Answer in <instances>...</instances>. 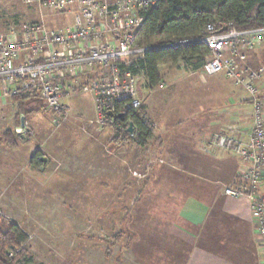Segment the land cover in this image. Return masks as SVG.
Masks as SVG:
<instances>
[{
	"label": "built area",
	"instance_id": "1",
	"mask_svg": "<svg viewBox=\"0 0 264 264\" xmlns=\"http://www.w3.org/2000/svg\"><path fill=\"white\" fill-rule=\"evenodd\" d=\"M31 1L50 13L73 10L77 17L75 24L64 29L24 23L0 32V110L5 107L16 110L15 99L25 97L28 109L51 114L57 118V126L66 119L70 95L87 93L95 101L99 126L126 131L131 124L126 118L128 113L141 104L136 93L137 75L130 68L136 67L145 53L191 44H202L209 50L199 70L207 76L222 75L241 87L252 116L246 142L218 133L206 139L203 152L220 150L238 157L237 182L225 186L223 193L249 201L264 264V98L258 88L263 69L254 70L245 64L247 54L264 44V27L238 31L232 24L221 21L218 32L213 24H208L204 29L208 35L204 37L148 46L140 44L138 32L156 0L26 2ZM183 66L192 71L191 66ZM163 87L160 82L158 88ZM20 119L14 132L21 138L30 129L22 115ZM126 132L131 140L135 139L134 130Z\"/></svg>",
	"mask_w": 264,
	"mask_h": 264
},
{
	"label": "rangeland",
	"instance_id": "2",
	"mask_svg": "<svg viewBox=\"0 0 264 264\" xmlns=\"http://www.w3.org/2000/svg\"><path fill=\"white\" fill-rule=\"evenodd\" d=\"M26 1L0 0V32L24 23L54 29L75 24L73 10L50 13L36 2ZM260 49L253 66L263 69L258 88L264 98V48ZM177 64L160 69L177 72ZM135 81L140 100V91L145 98L152 97L144 88L142 73ZM67 105L66 119L59 126L57 118L48 113L26 114L9 107L0 110V215L28 235L25 249L32 264H149L147 244L142 247L146 257L132 254L131 241L139 232L131 222L134 209L127 201L125 209L118 202L122 184L127 189L137 184V170L147 171L148 160L131 143L122 153L117 151L111 144L113 129L96 122L92 95L73 93ZM21 115L30 133L20 138L14 131ZM6 131L14 136L15 147L2 139ZM105 138L110 142H103ZM38 158L46 159L44 166L38 164ZM102 178H108L111 189L102 185L107 184ZM117 234L124 236L117 244L111 243ZM108 249L109 256L105 255Z\"/></svg>",
	"mask_w": 264,
	"mask_h": 264
},
{
	"label": "crops",
	"instance_id": "3",
	"mask_svg": "<svg viewBox=\"0 0 264 264\" xmlns=\"http://www.w3.org/2000/svg\"><path fill=\"white\" fill-rule=\"evenodd\" d=\"M257 50L247 54L245 63L254 70ZM177 65V72L160 66L164 87H144L152 97L139 92L154 137L147 149H139L149 169L137 170V184L131 188L125 183L118 188L123 193L119 204L125 209L126 201L130 203L135 215L131 222L138 226L132 254L146 257L145 243L149 264H263L249 201L223 193L225 186L237 182L238 157L220 150L203 152L206 139L214 134L248 140L252 109L247 95L222 75L207 76ZM102 180L109 187L108 178Z\"/></svg>",
	"mask_w": 264,
	"mask_h": 264
},
{
	"label": "trees",
	"instance_id": "4",
	"mask_svg": "<svg viewBox=\"0 0 264 264\" xmlns=\"http://www.w3.org/2000/svg\"><path fill=\"white\" fill-rule=\"evenodd\" d=\"M146 21L138 32L141 45L155 46L175 41L192 40L208 35L204 32L208 24H213L218 32L219 22L232 24L238 31L264 27V0H156V5L146 13ZM202 44H191L178 48L149 51L131 67L133 75L142 73L146 85L154 90L160 83V66L182 63L199 70L201 63L209 55ZM17 110L26 114L36 110L28 109L25 97L15 99ZM27 108V110H25ZM133 125L136 137L131 140L125 130L114 131L111 144L116 148L128 144L146 149L154 137V127L147 116L146 107L133 109L126 117ZM2 139L9 147L16 142L11 132L6 131ZM45 162L39 161L40 166ZM38 165V166H39ZM37 168V167H36ZM124 234L114 235L113 244H117ZM28 235L13 221L0 215V264H32L33 258L25 249ZM109 249L106 251L107 256Z\"/></svg>",
	"mask_w": 264,
	"mask_h": 264
},
{
	"label": "water",
	"instance_id": "5",
	"mask_svg": "<svg viewBox=\"0 0 264 264\" xmlns=\"http://www.w3.org/2000/svg\"><path fill=\"white\" fill-rule=\"evenodd\" d=\"M223 31H225V30L223 29ZM108 114H110V113H108ZM118 119H122V116H121V115H118ZM126 131H128L129 133H132V132H133V125L130 124L129 127H128V129H126ZM41 161H42V162H45L46 159L41 158Z\"/></svg>",
	"mask_w": 264,
	"mask_h": 264
}]
</instances>
